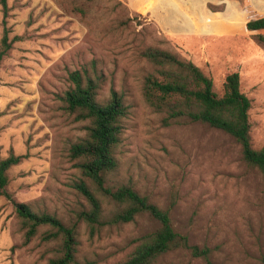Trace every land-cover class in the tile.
Segmentation results:
<instances>
[{
	"label": "rangeland",
	"instance_id": "374dc122",
	"mask_svg": "<svg viewBox=\"0 0 264 264\" xmlns=\"http://www.w3.org/2000/svg\"><path fill=\"white\" fill-rule=\"evenodd\" d=\"M6 2L0 47L4 30L11 45L0 61V158L26 156L7 172L11 199L0 196V264H46L59 248L60 239H43L51 231L46 225L25 241L14 201L74 225L79 264L120 262L157 226L145 214L118 224L104 217L91 232L78 219L89 203L74 188L84 177L70 146L85 135L87 121L76 120L63 101L75 70L99 77V101L115 90L128 105L118 166L107 184H129L168 209L173 229L208 247L214 264H264V176L224 131L198 122L162 125V113L144 99L152 67L141 55L148 46L177 53L211 77L218 95L225 75L237 71L251 104L250 143L258 149L264 145V28L251 31L246 22L264 16V0H171L175 19L164 27L131 0ZM101 198L108 216L112 205ZM153 264L206 261L177 248Z\"/></svg>",
	"mask_w": 264,
	"mask_h": 264
},
{
	"label": "trees",
	"instance_id": "16d2710c",
	"mask_svg": "<svg viewBox=\"0 0 264 264\" xmlns=\"http://www.w3.org/2000/svg\"><path fill=\"white\" fill-rule=\"evenodd\" d=\"M7 0H0L4 16ZM248 30L264 28V16L248 20ZM11 45L6 30L1 38L0 61ZM152 67L143 83V95L147 104L162 113V125L172 123L198 122L220 129L229 134L240 145L243 159L256 167L264 176V145L258 149L250 143L248 111L250 99L240 89V75L237 71L225 75L221 95L213 90V81L190 60L182 59L177 53L148 46L141 52ZM71 86L65 91V109L76 120L87 121L86 133L70 146V156L77 160L83 178L74 183V188L85 196L89 203L87 210L77 216L90 231L102 222L107 224L128 223L136 216L145 214L157 226L137 238V243L126 259L115 264H153L155 260L177 248L189 250L190 254L208 259L210 249L190 244L187 236L176 232L171 224L168 209L149 201L129 184L109 186L108 175L117 169L116 147L122 133V120L128 113V105L121 94L112 90L108 99L99 101L100 80L75 70L69 74ZM26 155L9 152L0 158V196L11 199L6 191L8 170L18 164ZM112 205L111 213L104 215L102 198ZM17 216L25 229V241L30 240L39 226L46 225L51 231L43 235L46 241L60 239L58 252L46 264H79L76 261L78 237L74 225H65L55 215L36 211L28 204L13 202Z\"/></svg>",
	"mask_w": 264,
	"mask_h": 264
},
{
	"label": "crops",
	"instance_id": "0c3cea01",
	"mask_svg": "<svg viewBox=\"0 0 264 264\" xmlns=\"http://www.w3.org/2000/svg\"><path fill=\"white\" fill-rule=\"evenodd\" d=\"M181 2L185 0H180ZM194 3L200 2V0H191ZM171 4V0H131V4L134 9H143L145 13L149 12L150 17L153 18L160 26H170L171 22H174L173 16L175 13H171L170 10H174L167 6ZM158 5V8L154 9L155 5Z\"/></svg>",
	"mask_w": 264,
	"mask_h": 264
}]
</instances>
